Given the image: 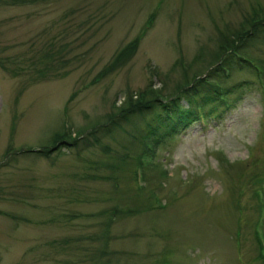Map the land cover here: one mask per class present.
Returning a JSON list of instances; mask_svg holds the SVG:
<instances>
[{"label": "rangeland", "instance_id": "rangeland-1", "mask_svg": "<svg viewBox=\"0 0 264 264\" xmlns=\"http://www.w3.org/2000/svg\"><path fill=\"white\" fill-rule=\"evenodd\" d=\"M247 18L264 0H0V264H264V36L219 56ZM219 66L226 111L143 164L141 115L103 128ZM56 132L77 146L44 156Z\"/></svg>", "mask_w": 264, "mask_h": 264}, {"label": "trees", "instance_id": "trees-1", "mask_svg": "<svg viewBox=\"0 0 264 264\" xmlns=\"http://www.w3.org/2000/svg\"><path fill=\"white\" fill-rule=\"evenodd\" d=\"M246 22L248 24V27L247 25H242L241 29L235 30L231 39H226L228 43L227 45L221 44L219 46L221 50V54L219 56L225 53L227 47H229L230 49L234 48L233 50H242V48L246 46L251 39L255 40L260 38L261 35L264 36V18H247ZM123 54L124 53H122L121 51L118 58L122 57ZM229 60L236 61L238 64L241 62L245 64L247 63L240 58H236L234 55H230ZM223 63L226 66L228 65L227 61H223ZM6 65V61L3 59V57H0V66L4 67ZM223 72L224 68L222 66L220 68L217 67L216 69L212 68L208 70L205 77H194L190 79V82H187L186 80L183 81V83L180 86L178 85L176 88L178 92L174 95L169 96L167 98L168 100H165V98L159 94L155 95L153 92L151 94L152 98L148 99L147 95L149 92L141 91L143 94H141L140 97L137 96L135 99L129 97L130 100L128 105L121 107V111L117 115H110V120L108 121V123L104 124L103 128H105L106 132H110L112 131L113 127H121L122 120H129V117H131L129 115H141V117L144 118L146 133L141 134L140 136L132 135L133 139H138V141L142 144L143 151L140 155V158L138 157L136 161L137 164L140 160L141 165L143 164V156H152L148 154V152H153L155 148H158L164 138L170 136L173 137L180 130H184L189 127L194 121H200L202 117L206 118L216 115L220 117L221 113L223 111H226L225 107L228 108L230 103H227V89L223 88L220 84V78L225 77V74ZM224 93L227 94V96L224 95ZM180 96L188 99V106H181L179 104ZM158 105L162 112L159 113L156 118L149 116L152 114V109ZM204 105L207 106V109L204 108ZM148 116L149 118L147 119ZM99 129L102 128L97 127L93 130L94 132H89L90 140L88 141L87 139L86 145H90L92 143H100V136L96 134V130ZM147 138L149 139L150 146H147V142L145 141ZM76 142L77 140L75 138H67L66 135L62 132H56L52 144L44 149L43 154L44 156H47L52 152V149H58L60 147L59 145L63 147L77 146ZM83 144H85V142H83ZM41 150L43 151V149ZM128 156L129 154L126 153L124 158H127ZM136 164L134 165L135 168ZM135 168H133L134 184L137 178L136 170H134ZM263 179L264 178H262V180ZM141 188H143V186L140 187V189ZM255 196L256 198H258L257 194ZM256 227L257 226L255 225V231H253V235H255L254 238L257 244V257L262 262H264V253L261 252V248H264V244L263 241L259 239L260 237H257ZM92 262H94L92 264H105L101 261V259L98 261L94 260Z\"/></svg>", "mask_w": 264, "mask_h": 264}]
</instances>
